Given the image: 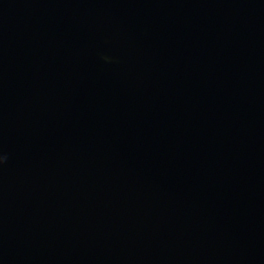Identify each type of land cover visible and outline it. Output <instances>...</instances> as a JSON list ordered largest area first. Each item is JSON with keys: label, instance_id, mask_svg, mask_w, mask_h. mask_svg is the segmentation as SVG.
<instances>
[{"label": "water", "instance_id": "95a60500", "mask_svg": "<svg viewBox=\"0 0 264 264\" xmlns=\"http://www.w3.org/2000/svg\"><path fill=\"white\" fill-rule=\"evenodd\" d=\"M0 264H264V0H0Z\"/></svg>", "mask_w": 264, "mask_h": 264}]
</instances>
